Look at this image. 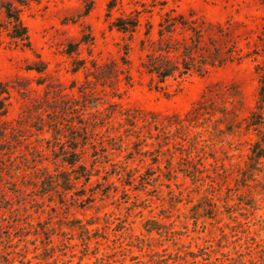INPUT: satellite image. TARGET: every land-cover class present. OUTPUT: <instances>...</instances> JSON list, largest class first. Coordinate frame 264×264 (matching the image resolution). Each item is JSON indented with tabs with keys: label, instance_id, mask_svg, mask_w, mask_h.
Wrapping results in <instances>:
<instances>
[{
	"label": "rangeland",
	"instance_id": "1",
	"mask_svg": "<svg viewBox=\"0 0 264 264\" xmlns=\"http://www.w3.org/2000/svg\"><path fill=\"white\" fill-rule=\"evenodd\" d=\"M24 1L31 46L0 27V264H264V158L248 166L246 126L263 1ZM171 9L214 25L201 52L226 61L160 89L141 39ZM121 16L140 19L132 39Z\"/></svg>",
	"mask_w": 264,
	"mask_h": 264
},
{
	"label": "trees",
	"instance_id": "2",
	"mask_svg": "<svg viewBox=\"0 0 264 264\" xmlns=\"http://www.w3.org/2000/svg\"><path fill=\"white\" fill-rule=\"evenodd\" d=\"M264 3V0H262ZM24 0H0V15L3 20L0 27L7 31V35L17 45L30 47L31 40L28 28L25 25L21 11L27 6ZM114 4L110 3L109 14L113 9ZM194 14H191L193 17ZM118 31L126 33L132 39L139 30L140 19L138 17L117 18L111 24ZM214 25L208 23L204 18L188 19L181 13L175 14V10L171 9L166 12L161 21L157 36L152 34V24H149L145 31V37L141 39V49L146 52L144 59L141 62L142 71L149 74L152 80L157 79V88H164L159 83H165L170 78H184L196 72L199 75H204L209 67L221 66L225 63V58H215L214 54L207 58L203 57L200 45L205 36H211L210 27ZM191 30L194 40L192 45L186 47L178 37L179 30ZM84 43H92V39L82 38ZM66 50V53L71 55L75 50L72 45ZM129 46L126 47L125 55H128ZM218 55V54H216ZM123 64L129 65L130 62L126 56L123 57ZM256 70L259 74V87L257 92V100L254 109L250 112L246 119L247 129L255 131L256 140L252 143L249 153L248 166L255 168L259 161L264 158V61L257 65ZM103 68L99 69L94 77L97 80L107 79V72H103ZM127 84L132 81L131 75L125 76ZM11 98V87L8 82H5L0 77V115H5L8 112ZM71 164L75 161L70 162ZM85 171V168L81 166ZM82 173V172H81ZM85 177L81 174V177ZM80 176L76 177L79 179ZM88 179V178H87ZM64 189H69L71 180H67Z\"/></svg>",
	"mask_w": 264,
	"mask_h": 264
}]
</instances>
